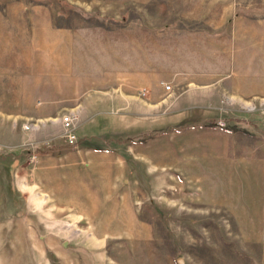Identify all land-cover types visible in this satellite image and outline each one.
I'll use <instances>...</instances> for the list:
<instances>
[{
    "label": "rangeland",
    "instance_id": "rangeland-1",
    "mask_svg": "<svg viewBox=\"0 0 264 264\" xmlns=\"http://www.w3.org/2000/svg\"><path fill=\"white\" fill-rule=\"evenodd\" d=\"M0 264H264V0H0Z\"/></svg>",
    "mask_w": 264,
    "mask_h": 264
},
{
    "label": "crops",
    "instance_id": "crops-1",
    "mask_svg": "<svg viewBox=\"0 0 264 264\" xmlns=\"http://www.w3.org/2000/svg\"><path fill=\"white\" fill-rule=\"evenodd\" d=\"M59 74L65 75V72L61 71ZM184 102H185V100L182 102H179V101L176 102L177 108L172 110V113H173V115H171L172 121H174L177 117H181L183 115L188 114L187 111H189V110L202 109V108H197L195 106H190L189 104H184ZM104 109H107V108H104ZM205 110L212 111L209 109H205ZM108 111L109 112H106L103 114L99 113V112L95 113L94 118H92L90 120H86L84 122V124L81 125L80 130H78V129L76 130V132H75L76 142L73 145L68 146L63 142V140L61 138H59L56 142L46 143L45 148H42L41 150L37 151V154H34V157L35 158L37 157L39 160L37 170H38V176L40 179L37 181V183H35V184L33 183V186H36V184L43 186V187L51 186L50 183L53 181V179H50L51 175H55L57 173L62 174L63 172H67V171L68 172L73 171L74 169H76V167L81 162L84 161L87 154H93V155L97 154L98 155L97 157H99V160H101L104 157L108 160H110L113 157H115V158L118 157V158H121V160H122V155L120 154L121 150L119 149V147H115L112 151H108L105 149H107L106 147H108L109 145H105V143L104 144L99 143L100 145H96V146H94L92 144L83 145L82 143L79 142L78 137H77V133L79 132V133H83L84 135H87L86 136L87 138H97L98 140L105 141L106 136L108 134L112 135V133H110V130L106 133L104 131V130H106V128L108 129V126L110 123L104 121L105 119L101 120V118H99V117H104V115L112 116L113 114H117V113L122 115L118 110H116V109L114 110V108H111ZM212 112H214V111H212ZM169 113H171V112H169ZM167 114H165V115H167ZM214 114H215V112H214ZM121 121L122 120H119L120 123H121ZM136 123H138V121H136ZM158 123L159 122L154 123V124H158ZM215 124H217V123H215ZM119 125H120V128H122L120 130V133L122 134V132L125 131L124 129H126L128 126L123 125V124H119ZM133 129L134 130L138 129V124H136L134 126V128H131V130H133ZM103 131H104V133H102ZM119 143H121V142H119ZM74 145H76V147L74 148V149H76L74 156L77 158L78 163L76 161H71V159L69 160L66 157H63V158H65L63 161L61 150L66 149L65 151L67 152L68 151L67 149H69L68 147H73ZM125 151L126 150H124L123 152L125 153ZM60 160H61V162H60ZM55 181H60V180L56 179ZM28 186L29 185H25V187H28ZM45 192H48V190Z\"/></svg>",
    "mask_w": 264,
    "mask_h": 264
},
{
    "label": "built area",
    "instance_id": "built-area-1",
    "mask_svg": "<svg viewBox=\"0 0 264 264\" xmlns=\"http://www.w3.org/2000/svg\"><path fill=\"white\" fill-rule=\"evenodd\" d=\"M165 91H169V87L166 85L163 87ZM57 124L61 129L60 138L63 142L71 146L76 142V121H77V114L76 112H67L66 114L60 116L57 120ZM31 126H24V129H29ZM34 156L29 158V162H33Z\"/></svg>",
    "mask_w": 264,
    "mask_h": 264
}]
</instances>
